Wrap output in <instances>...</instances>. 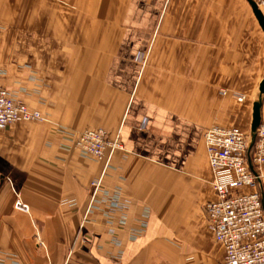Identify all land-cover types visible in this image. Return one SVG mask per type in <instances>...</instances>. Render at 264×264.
Masks as SVG:
<instances>
[{"label": "crops", "instance_id": "1", "mask_svg": "<svg viewBox=\"0 0 264 264\" xmlns=\"http://www.w3.org/2000/svg\"><path fill=\"white\" fill-rule=\"evenodd\" d=\"M263 79L248 0H0V82L43 114L0 130V264H221L204 133L251 125Z\"/></svg>", "mask_w": 264, "mask_h": 264}, {"label": "built area", "instance_id": "2", "mask_svg": "<svg viewBox=\"0 0 264 264\" xmlns=\"http://www.w3.org/2000/svg\"><path fill=\"white\" fill-rule=\"evenodd\" d=\"M39 119H43L39 110L13 98L0 83V130ZM204 144L216 194L204 210L216 240L225 248L221 264H264V119L253 147L248 135L236 126L207 128ZM74 146L100 161L123 149L119 134L112 135L104 128L76 132ZM93 186L95 192L99 182ZM16 206L28 209L21 201Z\"/></svg>", "mask_w": 264, "mask_h": 264}, {"label": "water", "instance_id": "3", "mask_svg": "<svg viewBox=\"0 0 264 264\" xmlns=\"http://www.w3.org/2000/svg\"><path fill=\"white\" fill-rule=\"evenodd\" d=\"M250 5L253 8V11L259 20V23L264 31V14L263 11L260 9L258 3L255 0H248ZM263 95H264V79L262 80L260 84V95L259 98L255 101L254 107H253V119L251 124V132H252V142L251 147H253L255 141H256V135L258 127L261 124L262 121V106H263Z\"/></svg>", "mask_w": 264, "mask_h": 264}, {"label": "rangeland", "instance_id": "4", "mask_svg": "<svg viewBox=\"0 0 264 264\" xmlns=\"http://www.w3.org/2000/svg\"><path fill=\"white\" fill-rule=\"evenodd\" d=\"M1 83V82H0ZM2 84V83H1ZM3 85V84H2ZM25 103V102H24ZM28 105V104H27ZM29 106V105H28ZM30 107V106H29ZM242 131H244L248 137L250 138V142H252V132H251V125H249L247 128H241ZM262 190L264 192V183L262 181Z\"/></svg>", "mask_w": 264, "mask_h": 264}]
</instances>
